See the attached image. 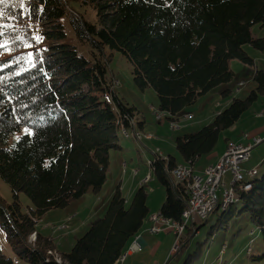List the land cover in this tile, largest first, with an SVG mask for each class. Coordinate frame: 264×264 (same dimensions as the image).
Segmentation results:
<instances>
[{
	"label": "trees",
	"instance_id": "obj_1",
	"mask_svg": "<svg viewBox=\"0 0 264 264\" xmlns=\"http://www.w3.org/2000/svg\"><path fill=\"white\" fill-rule=\"evenodd\" d=\"M81 6L94 11L93 21ZM256 23L264 26V0H0V179L12 198L8 202L0 194V230L13 253L0 248V264L14 259L117 264L150 215L143 184L128 205L116 188L103 216L88 222L61 262L49 258L56 249L52 236L36 227L46 211L68 205L89 188H102L110 152L122 149L121 135L140 140L132 132L142 122L135 120V106L118 96L108 79L106 49L127 58L136 86L152 88L158 110L172 122L200 95L232 78L231 59L252 63L245 44L264 50V36L251 31ZM253 80L257 86L244 98L233 97L209 123L175 137L182 163L191 170L199 158L214 153L221 131L264 94V70H254ZM177 164L170 154L149 160L153 178L165 190L157 213L179 221L189 187L188 181L171 178ZM249 182L248 190L235 185L236 200L215 212L183 264L202 256L236 216L247 217L261 233L262 249L250 250L248 259L264 264V172ZM20 194L30 204H22ZM208 220L187 224L169 257H181L192 230Z\"/></svg>",
	"mask_w": 264,
	"mask_h": 264
},
{
	"label": "rangeland",
	"instance_id": "obj_2",
	"mask_svg": "<svg viewBox=\"0 0 264 264\" xmlns=\"http://www.w3.org/2000/svg\"><path fill=\"white\" fill-rule=\"evenodd\" d=\"M79 9L80 12L84 13L86 19L90 21L95 19L94 11L90 7H86L85 10L81 6ZM66 29L71 38V32L67 25ZM251 31L258 36H264V26H260L258 23L254 24ZM244 46L245 48L251 47L248 44ZM78 49L79 52L88 56L82 46L78 45ZM110 52L111 59L107 67L108 79L112 81L117 95L123 98L129 105L135 106L138 112L135 120L144 121L143 128L137 127V131L140 134L138 137L134 136L136 139L141 140L128 138L125 133V136L121 135L119 141L126 151H111L112 153L116 151L120 152L115 158L114 156L110 157L111 162L117 163V168L113 164L110 166L102 188L96 192L89 188L78 199L62 208L50 209L39 218L36 224L37 230L41 234L52 236L53 242L56 243V249L61 254L67 253L70 250L76 238L80 237L87 230L90 220L103 216L116 188L119 187L121 193L126 197V205L129 204V199L135 192L134 190L131 194L130 185L133 180L137 181L138 184L144 185L147 194L146 202L150 213H157L165 197V190L153 178L148 161L153 160L156 153H160L162 157L168 154H174L175 158L181 161V157L175 147V137L186 132L197 130L209 123L216 113L223 110L231 102L233 97L244 98L252 88L257 86V81L253 80V71L256 68L264 70V52H260L254 48H252V64L243 63L238 59H231L230 68L233 70L232 78L200 95L193 104L183 108L176 115L177 119L171 122L164 117L162 120H157L161 118H156L155 115V112L159 111L158 98L155 91L150 87L144 91L140 90L133 81L131 63L121 52L106 49L105 53ZM227 89L229 91L224 92ZM259 112H263V116H255ZM261 123H264V94L240 115L238 121L229 128L221 131L216 149H218L219 153L222 151V146L225 141L224 138L227 137L230 140L241 141L247 144L251 138L244 136V133L249 134L254 126H258ZM172 124H174V127ZM258 134H260V137H264V130L258 132ZM152 137L155 140H145L153 139ZM209 160L205 157L199 158L196 162L198 166L195 165L194 171L201 172L199 165L205 164ZM124 161L126 162L125 168ZM241 167L244 168V171L241 172L244 179L249 181L264 172V140L253 146L248 159L241 164ZM253 167L257 172L252 176L247 175L245 171L253 169ZM134 169H137L135 175L133 174ZM197 175L203 177L205 174L203 172V174L197 173ZM222 181L224 185H221L220 189L216 191L219 201L223 199L222 193L224 189H230L232 187L231 173L226 172L223 175ZM236 186L232 188L233 198ZM239 186L241 187V185ZM0 194L6 201H11L10 187L1 179ZM235 200L232 199V201ZM20 201L25 205L30 204V200L25 194H20ZM220 209L217 208V210L210 213L206 226L201 225L194 231L192 230L191 236L189 237L190 242L182 256L178 259L170 258V255L176 252L179 241V239L175 238L173 232L170 231L154 234V240L151 239L147 246L139 248L142 251L140 254L137 253L131 257L127 256V261L123 264H183L185 256L194 249L196 242L204 237L206 227L210 222L214 221L217 216L215 212ZM195 221L197 222V226H199L204 220L195 219ZM189 224H191V221H189ZM35 237L31 233L29 240L34 241ZM156 241L160 242L154 244ZM248 246L251 247V251L253 252L260 251L262 249L261 233L249 222L247 217L236 216L230 222L228 230L221 234L219 238L205 249L204 254L195 259L191 264H261L248 259ZM0 248L7 255L13 257L6 237L1 230ZM48 254L50 255V259L56 262L61 261L59 255L53 250L49 251ZM19 264L28 263L20 261Z\"/></svg>",
	"mask_w": 264,
	"mask_h": 264
},
{
	"label": "built area",
	"instance_id": "obj_3",
	"mask_svg": "<svg viewBox=\"0 0 264 264\" xmlns=\"http://www.w3.org/2000/svg\"><path fill=\"white\" fill-rule=\"evenodd\" d=\"M135 135V134H134ZM136 136V135H135ZM244 136L248 137V134ZM137 137V136H136ZM264 137H253L247 144L235 142L233 145H229L225 153H222L217 161L211 164V167H206L204 170V176L202 177V184L200 186H193L189 178L188 167H182V174L180 180H174L177 182L188 181L190 186V194L186 208L182 211L181 220L176 221L167 219L155 213L150 232L152 234H158L167 230H170L175 235L176 239L183 234L186 225L189 221L195 219L203 220L209 212L215 201L216 187L223 185V175L226 172H230L233 176L236 172H243L244 169L241 164L248 159L252 147L261 143ZM246 171H250L246 170ZM245 171V172H246ZM138 248V244L135 241L131 245L130 253ZM129 253V254H130ZM124 260V259H123Z\"/></svg>",
	"mask_w": 264,
	"mask_h": 264
},
{
	"label": "crops",
	"instance_id": "obj_4",
	"mask_svg": "<svg viewBox=\"0 0 264 264\" xmlns=\"http://www.w3.org/2000/svg\"><path fill=\"white\" fill-rule=\"evenodd\" d=\"M254 26V25H253ZM253 26L251 27V29L253 28ZM253 34V33H252ZM254 36H258L257 34H253ZM250 46V45H249ZM252 47V46H251ZM251 47H247V48H245V46L243 47L244 48V50L247 52V54L249 55V57L250 58H252V48ZM256 50V49H255ZM258 51H260V52H264V50H258ZM255 52V51H254ZM242 62V61H241ZM244 63V62H243ZM252 64V63H251ZM229 67H230V61H229ZM256 69H258V68H256ZM255 69V70H256ZM232 70V69H231ZM262 70V69H261ZM232 72H233V70H232ZM256 115H258V116H263V112H259V113H256L255 114V116ZM175 121V120H174ZM174 121H172V122H174ZM238 121V120H237ZM138 122H141V120H138ZM143 123H144V121H142L141 123H139V126L137 125L136 126V128H135V130L133 131V129H132V132H134V133H139L140 134V132H138L136 129H137V127H140V128H143ZM262 130H264V123H261V124H259L258 126H254L253 127V129L250 131V135H254V136H259L260 134H258V132H260V131H262ZM235 132V131H234ZM244 135H245V133H244ZM232 136V135H231ZM153 138V137H152ZM133 139V138H132ZM219 139V138H218ZM225 139V141H224V145L222 146V151L219 153V151H218V149H216V146H217V144H218V142H217V144H216V146H215V148H214V153L213 154H211V155H209V156H204L207 160H209V159H213V160H209L207 163H203L202 165H199V170H201V172H196V171H194V167H195V165H197L198 166V164L197 163H195L194 164V166H193V168H192V171H193V173H195V174H199V173H201V174H203V172H204V170H205V168H206V166H208V165H210V164H213V163H215L216 161H217V159L220 157V155L222 154V152H223V150H224V148H225V146H226V144H227V142H238V143H242L241 141H234V140H230V138H224ZM145 140H155L154 138L153 139H145ZM140 141V140H139ZM242 144H244V143H242ZM145 147H146V145H145ZM125 148H123L122 147V149L121 150H124ZM124 151H126V150H124ZM120 154V152L119 151H116L115 153H112V152H110V157H113L114 156V158L117 156V155H119ZM160 154V153H159ZM172 155H174V154H172ZM160 156H162L161 154H160ZM166 157V156H165ZM246 161V160H245ZM183 161L181 160V161H179L178 160V163H182ZM113 164V166L115 167V168H117L116 167V164L117 163H113V162H111V158H110V160H109V165H108V168H107V171H106V177H107V174H108V172H109V168H110V166ZM123 164H124V168H125V166H126V162L124 161L123 162ZM123 168V169H124ZM254 168V167H253ZM244 169V168H243ZM136 172H137V169H134V172H133V174L135 175L136 174ZM141 184H138V182L137 181H135V180H133L132 182H131V185H130V189H131V194L133 193V191L134 190H136L139 186H140ZM235 187V186H234ZM121 191V190H120ZM124 196V195H123ZM125 197V196H124ZM126 198V197H125ZM126 204H127V200H126ZM150 214H152V213H150ZM192 223L194 222V220L193 221H191ZM151 225H152V222L150 221V219H149V216H148V218L147 219H145L144 220V222H143V224H142V226H141V228L139 229V231L137 232V234L130 240V244H132L134 241H136L137 242V244H138V248L135 250V251H133L132 253H130V254H127L126 256H125V258H124V260L122 261V262H120V261H118V263L117 264H123V263H125L126 261H127V256H133L134 254H140L142 251L141 250H139V248L140 247H144V246H147L149 243H150V241H151V239H153V235L154 234H152L151 232H150V227H151ZM37 227V226H36ZM164 232H167V231H164ZM162 233V232H161ZM160 234V233H159ZM154 240V239H153ZM160 241H156V242H154V244H158ZM157 246V245H156ZM251 250V247L250 246H248V248H247V253L249 252ZM57 255H61V253H59L58 252V250L57 249H54L53 250ZM61 262V261H60Z\"/></svg>",
	"mask_w": 264,
	"mask_h": 264
},
{
	"label": "bare ground",
	"instance_id": "obj_5",
	"mask_svg": "<svg viewBox=\"0 0 264 264\" xmlns=\"http://www.w3.org/2000/svg\"><path fill=\"white\" fill-rule=\"evenodd\" d=\"M155 115H156V118H162L163 117V114L160 113V112H155ZM172 125L174 127V124H172ZM137 137H138V135H137ZM253 137H256V136L248 134V138H251V140H252ZM251 140H249V142ZM249 142H247V143H249ZM233 144H235V142H227L226 147H225L223 153H225V151L229 147V145H233ZM148 164H149V161H148ZM182 167H188V169H191L185 163L184 164L178 163L172 169V172L170 174L171 175V178L173 180H180L181 174H182ZM206 167H211V164L208 165V166H206ZM256 172H257V170L253 168V169H250V171H246V174L249 175V176H252ZM189 178H190L191 182L193 183V186H200L202 184V177L199 176V175H197V174H195V173H193L192 170H189ZM231 178H232V181H231L232 187H230V189H226V188L224 189V191L222 193L223 199L221 201H219L218 196L216 194V191L219 190L220 187H216V190H215V201H214L212 207L209 209V212H208L207 216L205 218H203L204 221L207 220V218L210 215V213H212L215 210H217V208H221V209L223 208L224 209L232 201V199H234L233 198V192H232L233 189L232 188H234L235 185H238V186L241 185V187L244 190H248L250 188V182H249V180L244 179V177H243V175H242L241 172H236L233 176H231ZM223 185H224V182H223ZM188 187H189V191L188 192L190 194V186H188ZM237 199H238V197H237ZM154 217H155V213H152L151 215H149L150 221H153ZM32 234L35 235L34 232ZM133 243H135V241ZM133 243L130 244V246L127 248V250L120 255L118 261L122 262L123 259L125 258V256L130 253L131 245H133ZM14 264H18V261L15 260L14 261Z\"/></svg>",
	"mask_w": 264,
	"mask_h": 264
},
{
	"label": "clouds",
	"instance_id": "obj_6",
	"mask_svg": "<svg viewBox=\"0 0 264 264\" xmlns=\"http://www.w3.org/2000/svg\"><path fill=\"white\" fill-rule=\"evenodd\" d=\"M157 112H160V113H162L161 111H157ZM163 114V117L165 118V115H164V113H162ZM162 117V118H163ZM162 118L161 119H157V120H162ZM139 134V133H138ZM141 140V139H140ZM182 164H184V163H182ZM38 222V221H37ZM35 232V234H36V231H34ZM33 233V232H32ZM31 235V234H30ZM35 240H36V237H35ZM34 240V241H35ZM34 241H32V242H34ZM60 257V256H59ZM14 261H15V259H14ZM17 261V260H16ZM20 262H18V264H19Z\"/></svg>",
	"mask_w": 264,
	"mask_h": 264
}]
</instances>
